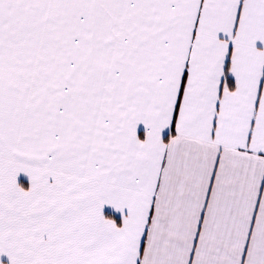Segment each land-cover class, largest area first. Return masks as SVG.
Segmentation results:
<instances>
[{
  "label": "snow or ice",
  "instance_id": "1",
  "mask_svg": "<svg viewBox=\"0 0 264 264\" xmlns=\"http://www.w3.org/2000/svg\"><path fill=\"white\" fill-rule=\"evenodd\" d=\"M0 264H264V0H0Z\"/></svg>",
  "mask_w": 264,
  "mask_h": 264
}]
</instances>
